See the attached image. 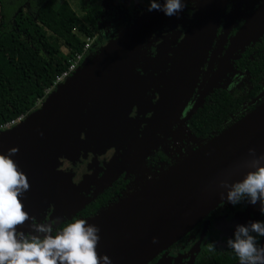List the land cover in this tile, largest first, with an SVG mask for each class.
Returning a JSON list of instances; mask_svg holds the SVG:
<instances>
[{
    "label": "water",
    "instance_id": "95a60500",
    "mask_svg": "<svg viewBox=\"0 0 264 264\" xmlns=\"http://www.w3.org/2000/svg\"><path fill=\"white\" fill-rule=\"evenodd\" d=\"M157 3L161 10L146 13L96 54L85 58L68 79L47 94L39 108L0 132V153L18 147L13 159L30 184L20 197L29 218L17 226L18 240L24 238L19 233L26 236L33 230L34 221H40L49 207L52 218L71 217L87 203L79 201L81 196L76 195L72 177L62 174L60 167L65 161L83 152H91L94 157L110 154L116 159L130 151L131 164L136 166L158 147L159 139L152 142V135L167 120L188 74L205 59L225 4L210 10L198 7L173 56L157 101L143 112H150L151 117L144 120L131 116L136 106L140 112L148 88L135 67L147 36L165 14V0ZM182 106L180 114L185 108ZM145 121L146 133L140 138L135 126ZM261 156L264 104L88 220L100 229L99 256L107 254L111 264H147L226 200L230 188L255 171L253 162ZM260 164L264 165V160ZM260 246H264V237Z\"/></svg>",
    "mask_w": 264,
    "mask_h": 264
},
{
    "label": "flooded vegetation",
    "instance_id": "af4514ba",
    "mask_svg": "<svg viewBox=\"0 0 264 264\" xmlns=\"http://www.w3.org/2000/svg\"><path fill=\"white\" fill-rule=\"evenodd\" d=\"M93 1L95 0H84V7L90 6ZM97 3L101 7L97 21L98 31L85 58L96 54L104 44L116 38L148 13L151 0H98ZM210 3L212 9L222 8L225 4L224 12L205 59L188 74L184 89L178 95L167 120L159 125L157 132L152 135V142L159 139L158 147L152 150L140 166H133L131 163L127 166H112V156L107 159L103 156L96 159L89 155L83 163L79 161L73 166L76 173L74 178L80 186L78 194L81 198L87 197V202L108 189L117 188L114 191L115 196L129 195L140 187V182L157 177L161 168L169 169L189 152L205 144L208 141L204 140L206 135L199 133L194 127V117L207 103L217 101L213 100L216 93L231 96L234 100L233 105L236 106V110L221 123L223 129L219 130L218 134L264 104V0H181L184 7L177 15L169 17L164 14L147 36L140 55L141 60H144L143 54L146 55L147 52L155 58L152 60L150 55H146L138 73V76L145 78L148 87L143 104L152 107L157 101L159 91L170 71L173 56L187 32L197 7L210 6ZM205 44L206 40L201 45V50ZM165 58H168V61L164 69L160 68L161 71L151 66V61ZM187 98L188 104L185 102ZM181 106L184 108L182 114L179 111ZM145 117L144 120H148L151 113L147 112ZM146 129L145 121L139 127L140 138L146 133ZM182 130L186 135L185 145L181 142L182 144L178 143V147L174 146L172 141L175 138L174 134L178 131L177 135H182ZM214 132L215 130L208 135ZM163 137L170 138V141L165 140L164 144H161ZM145 147H139L136 155H140ZM122 158L121 153L117 157L118 162ZM139 172L142 177L139 176ZM112 176H115L112 180L105 178ZM102 178L108 181L103 183L105 180L101 182ZM104 184L107 185L104 187ZM260 208V201L253 205L248 196H244L240 203L235 205L226 199L183 237L147 264H237L239 257L228 247L227 240L235 238L238 225L264 221V214ZM51 214L52 210L41 221L35 220L37 228L39 225L50 226L53 232L59 229L60 221L68 217L61 215L50 221ZM78 219L81 218L76 220ZM34 235L42 236L45 233L35 229L26 234L27 237ZM257 239L261 245L263 237Z\"/></svg>",
    "mask_w": 264,
    "mask_h": 264
},
{
    "label": "trees",
    "instance_id": "16d2710c",
    "mask_svg": "<svg viewBox=\"0 0 264 264\" xmlns=\"http://www.w3.org/2000/svg\"><path fill=\"white\" fill-rule=\"evenodd\" d=\"M97 1L84 7L81 17L68 0H0V124L34 111L70 59L83 50L85 38L97 33L101 11ZM213 100L217 101L207 103L194 117V127L206 135L204 140L218 135L221 123L236 110L234 100L225 93H216ZM116 190L91 199L50 234H59L77 218L88 221L128 196H115ZM35 237L42 240L45 235Z\"/></svg>",
    "mask_w": 264,
    "mask_h": 264
},
{
    "label": "clouds",
    "instance_id": "9594fccd",
    "mask_svg": "<svg viewBox=\"0 0 264 264\" xmlns=\"http://www.w3.org/2000/svg\"><path fill=\"white\" fill-rule=\"evenodd\" d=\"M183 7L181 0H165L162 11L172 17ZM153 10H161L157 0H151L148 7L149 12ZM18 151V147H13L7 154L0 153V264H111L107 254L101 257L97 251L99 227L84 219L68 224L55 236L49 234L50 226L39 225L37 230L45 233L42 240L22 232L19 235L24 238L17 239V226L29 218L20 197L30 188L27 175L13 159ZM260 160L253 162L255 171L248 172L230 188L227 200L235 205L248 196L253 205L260 201L264 214V165ZM257 237H264V221L238 225L235 238L227 240L228 247L239 257V264H264V246L259 245Z\"/></svg>",
    "mask_w": 264,
    "mask_h": 264
},
{
    "label": "rangeland",
    "instance_id": "374dc122",
    "mask_svg": "<svg viewBox=\"0 0 264 264\" xmlns=\"http://www.w3.org/2000/svg\"><path fill=\"white\" fill-rule=\"evenodd\" d=\"M61 1H63V0H56V2H61ZM70 3H71V5H72V7L76 10V12L82 17L83 16V14L85 13V11H84V6H85V2H84V0H68ZM0 10H1V6H0ZM0 20H1V17H0ZM98 31V30H97ZM105 45V44H104ZM64 51H67V49H64ZM145 51V50H144ZM146 52V51H145ZM145 54H143V58H144V60H141L140 59V63H139V65H137L136 67H135V73L136 74H138L140 71V69H141V62H143V61H145V57H146V55H150L148 52H147V54L144 56ZM150 58H152V60L153 59H155L154 57H153V55H150L149 56ZM167 61H168V58H165V59H159V60H157V61H151L152 62V64H151V66L153 65L154 67H155V70H160V68L161 69H164L165 67H166V64H167ZM161 71V70H160ZM141 77V76H140ZM193 89H194V87H193ZM193 91V90H192ZM190 95V94H189ZM189 97V96H188ZM188 99V100H187ZM186 100L187 101H185L187 104H188V101H189V98H187ZM42 102H43V100H41V102H39L38 104H37V108H39L41 105H42ZM143 102L144 101H142V103L140 104V112H139V107H134L133 108V110H132V112H131V116H133V115H135L137 118H140V117H143V118H146L145 116L146 115H143V112H144V110L146 109V107H147V105L145 106L144 104H143ZM137 111V112H136ZM141 124L142 123H138L136 126H135V130H136V136H139V127L141 126ZM178 132V131H177ZM177 132L174 134V136H175V138H174V140L172 139V141H173V143H174V146H179V144L178 143H183L184 145H185V140H186V135H185V131L184 130H182L181 132H183V134L182 135H177ZM167 137H163V139H162V141H161V144H164V142H165V140H167V141H170V138H168V139H166ZM181 143V144H182ZM160 144V145H161ZM183 145V146H184ZM164 147H166V145L164 146ZM179 150H182V148H179ZM127 153V155L125 156V157H123L119 162H118V160H117V158L116 159H113L112 158V166H123V165H125V166H127V164H130L131 163V158H132V154H131V152L130 151H127L126 152ZM190 153V152H189ZM82 154H84V155H78L76 158H74V159H69V160H67V161H65L62 165H61V167H60V170H62L61 172H62V174H66V175H69V176H71L72 178H71V180H72V182L75 184V186H76V188H77V190L79 189L80 190V186H79V184L77 183V181H75L76 180V178H74L75 177V170L73 169V166H75L79 161H80V163H83V161L85 160V159H87L88 158V156L89 155H91V156H94V154L93 153H91V152H88V153H82ZM86 155V156H85ZM108 155V156H107ZM107 155H102V154H100V155H98V156H96V159H98L99 157H105L106 159H107V157H111V155L110 154H107ZM80 158H83V159H80ZM96 159H94V160H96ZM143 164V162H141V163H139L137 166H140V165H142ZM67 166H71V167H67ZM117 171H115V173H116ZM139 176H141V174H140V172H139ZM142 177V176H141ZM105 178H108V179H114L115 178V176H112V177H105ZM105 178H102L100 181L102 182V181H104L105 180ZM144 180V179H143ZM106 181H108V180H105L103 183H105ZM142 182H145V180L144 181H142ZM142 182H140V185L142 184ZM107 184H104V187L106 186ZM81 192V191H80ZM77 195V197H79V195L80 194H76ZM86 198L87 197H82L79 201H86ZM88 200V199H87ZM84 201V202H85ZM81 203H83V202H81ZM81 203H77L78 205L79 204H81ZM48 211H46V214L45 215H43L42 216V218H41V220L42 219H44V217H46L47 215H48V212H51V210H52V208L51 207H49V209H47ZM52 213H53V211H52ZM61 214H63V213H61ZM52 215V214H51ZM50 215V221H52L53 220V218H52V216ZM37 220V219H36ZM40 220V221H41ZM37 221H39V220H37ZM35 229H37V222L36 221H34V227H33V230L32 231H34Z\"/></svg>",
    "mask_w": 264,
    "mask_h": 264
},
{
    "label": "built area",
    "instance_id": "2783aa9c",
    "mask_svg": "<svg viewBox=\"0 0 264 264\" xmlns=\"http://www.w3.org/2000/svg\"><path fill=\"white\" fill-rule=\"evenodd\" d=\"M96 39V35H88L85 38V44L83 47V50L81 52H77L71 59L69 62V66L66 70H64L60 75H58L53 83V87H51L50 89H48L46 91V94H49L53 89H55L59 84H61L62 82H64L66 79H68L82 64V62L84 61L85 57L87 56L89 49L91 48L92 43L94 42V40ZM41 100L44 99H40L37 104L39 102H41ZM26 118L25 114H22L10 121H7L4 124H0V132L3 130H7L10 129L14 126H16L17 124H19L20 122H22L24 119Z\"/></svg>",
    "mask_w": 264,
    "mask_h": 264
},
{
    "label": "bare ground",
    "instance_id": "6f19581e",
    "mask_svg": "<svg viewBox=\"0 0 264 264\" xmlns=\"http://www.w3.org/2000/svg\"><path fill=\"white\" fill-rule=\"evenodd\" d=\"M203 6H206L209 10L210 9H212V7H211V3H210V6L209 5H203ZM198 7H200V5L198 6ZM198 7H197V9H198ZM218 12V10L216 11V13ZM217 15V14H216ZM216 15H214V17H216ZM214 17H213V19H214ZM213 19L211 20V21H213ZM207 38H208V36L205 38V39H203V41H202V44H203V42H204V40H207ZM201 44V45H202ZM200 51H201V48H200ZM199 51V52H200ZM190 78V77H189ZM187 82H188V79H187ZM187 85V84H186Z\"/></svg>",
    "mask_w": 264,
    "mask_h": 264
}]
</instances>
